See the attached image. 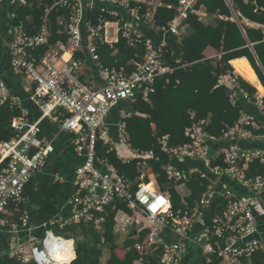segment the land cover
Returning <instances> with one entry per match:
<instances>
[{
  "label": "built area",
  "instance_id": "obj_1",
  "mask_svg": "<svg viewBox=\"0 0 264 264\" xmlns=\"http://www.w3.org/2000/svg\"><path fill=\"white\" fill-rule=\"evenodd\" d=\"M198 1L180 0L174 18L167 25H157L154 14L163 0H59L58 5L68 9L67 17L59 20L67 38L51 44L43 55L35 52L49 43L50 29L44 26L38 33L27 35L24 24L19 23L15 36L6 44L12 68L23 79L28 98L40 115L30 119L22 101L10 93L0 71V108L8 104L20 111L10 121L14 136L0 140V214L7 213L11 204L24 201L26 185L55 152L63 132L73 133L71 145L83 162L75 169L74 192L50 221L31 224L26 212L21 216V223L0 218V227L15 238L9 248L0 249V258L6 255L24 263L70 264L74 257L69 260L60 257L68 249L75 253V239L57 234L49 224L54 222L63 227L95 219L99 225L104 217L95 216V212L105 213L116 201L126 202L133 210L131 214L113 206L114 230L120 240L134 227H148L150 243H164L162 264H193L188 257L193 250H198L209 263L212 260L209 255L218 253L223 259L221 264H240L242 257H250L259 249L264 251V239L258 237L255 215V195L264 193V173L253 178L246 175L252 160L264 163V148L241 145L242 140L258 138L254 115L243 112L238 122L223 132L226 145L221 151H212L209 140L214 138L208 137L198 124L186 130L190 143L168 148L164 138L163 148L172 158L202 161L207 167L189 170L201 174L210 183L201 199L188 209H173L170 193L159 192L152 181L145 182V174L134 188V180L119 174L108 160L96 154L97 141L101 140L114 148L124 162L153 156L152 152L141 153L131 147L123 121L119 123L115 141L107 118L122 100H135L139 96L147 99L155 91L157 78L173 71L165 57L170 37L176 35L181 39L189 15L201 16L200 9L196 8ZM95 8L103 13L96 22L87 17V11ZM256 28L262 29L264 37V24H257ZM121 38L130 47L142 46L145 50L142 56L137 55L131 61L134 66L131 73L124 67L106 65L99 54L100 45L114 48ZM87 58L94 63L100 83L82 78ZM239 76L233 71L221 78L230 85L231 105L237 107L246 101L264 111V96L258 92L252 96L243 89ZM45 120L56 124L58 131L46 133ZM125 149L128 153L123 152ZM221 155L225 165L212 166V160ZM166 170L169 178H187L174 164L167 165ZM226 176L253 196L223 185L222 178ZM220 199L225 202L223 210H219ZM38 230L42 231L41 235H37Z\"/></svg>",
  "mask_w": 264,
  "mask_h": 264
},
{
  "label": "trees",
  "instance_id": "obj_2",
  "mask_svg": "<svg viewBox=\"0 0 264 264\" xmlns=\"http://www.w3.org/2000/svg\"><path fill=\"white\" fill-rule=\"evenodd\" d=\"M58 1L26 0L25 2H18L16 6L14 17L16 27L22 22L27 35L38 33L44 26H47L51 31L49 43L41 46L35 52L37 55H43L51 44L67 38L59 20L63 16L67 17L68 9L59 6ZM179 2L180 0H163V5L159 6L154 14L155 24L167 25L177 13L176 7ZM201 6L206 8L208 14H217L225 18L219 17L214 24H206L198 15L190 14L186 22L191 27V32L183 35L180 41L176 35L170 37L171 43L177 45L171 47L170 44L165 57L167 64L173 68V71L157 78L155 91L150 93L147 99L139 96L135 100H122L113 107L107 118L108 120L112 115L114 120L118 119V122H125L131 147L141 153L152 152L153 156L147 159L134 158L124 162L110 145H105L101 140L97 141L96 144L97 156L100 159L108 160L119 174L134 180V188H137L141 183L139 178L142 174H145L144 180L147 183L152 181L150 175H153V181L157 185L158 191L170 193L172 206L175 210L194 207L206 191L210 180L201 177V174L197 172L189 171L192 169L188 167L193 159L181 161L172 158L171 153L163 148L162 141L164 138H166L168 148L190 143L191 139L186 135V130L188 127L198 124L208 137L214 138L210 139L209 142L220 140L223 132L238 122L242 113L245 112L244 102L241 101L237 107H233L229 98L230 85L227 81H221L222 76L234 71L230 63L231 60L247 57L264 85V37L262 29L250 27L244 21L247 19L251 22L264 24V0H230V3L227 0H199L196 8L200 9ZM232 9L237 13L241 24L232 19L234 17ZM144 11L145 8L142 12ZM87 14V17L90 16L96 22L98 16L103 13L95 8L90 12L87 11ZM243 29L246 35L243 33ZM250 43L253 44L254 51L263 68L259 65L256 54L250 48ZM208 47H213L221 52V56L208 58L204 53ZM144 52L142 46L138 49L130 47L124 38H121L114 48L106 44L99 47V54L106 65L117 68L124 67L127 73H131L134 69L131 61L137 58V55L142 56ZM233 61L238 63L240 60ZM239 82L243 89L252 96L255 95L257 89L254 85L242 76H239ZM31 105L34 107L36 115L39 116L40 112L36 109L37 107L32 102ZM19 114V109L11 108L8 104L0 108V140H7L14 136V132L10 129V121ZM32 114L33 112L30 114V119H34ZM43 127L44 131H47L45 122ZM111 131L113 133L118 131V125ZM60 141L58 142L60 143ZM62 146L60 145L58 149ZM72 151L74 153L73 149ZM74 155H62L61 157H64L68 163L55 165L57 170L55 172L71 178V183L54 181L42 194L38 189L37 174H35L24 190L26 203L25 201L19 203L20 209L9 215L10 221L21 223V216L31 202L40 203L42 211H49L54 215L59 212L63 202L62 197L67 196L64 202L66 203L75 190V169L83 162V159L77 158L76 154ZM185 161H189V163L188 169L184 170L183 165L180 167V163ZM173 163L179 170L186 173V179L169 178L166 166ZM211 165H225L223 155L212 160ZM262 173H264V163L258 159H254L248 164L246 169L248 178H253ZM227 182L228 187L236 189V182L233 180ZM181 184H185L190 190V193L185 197L177 190V186ZM29 199L30 201L27 202ZM113 206L133 213L126 202L116 201L107 207L105 213L95 212V216L104 217V221L100 222L99 225L96 224L95 219L70 223L63 227L54 222L49 224V227L57 234L75 239L76 257L70 264H162L160 258L164 243L151 244L148 227L132 228L128 236L119 242L118 234L114 230L116 211ZM10 208L13 209L14 204H11ZM223 209H225V202L220 199L219 210ZM106 247L109 248L110 253L104 263L103 257ZM68 251L71 250L68 249ZM197 252L198 250H193L189 255L193 264L222 263L223 259L218 253L209 255L212 258L209 263L201 253ZM0 263L36 264L34 261L24 263L6 255L0 258ZM240 264H264V251L259 249L250 257H242Z\"/></svg>",
  "mask_w": 264,
  "mask_h": 264
},
{
  "label": "crops",
  "instance_id": "obj_3",
  "mask_svg": "<svg viewBox=\"0 0 264 264\" xmlns=\"http://www.w3.org/2000/svg\"><path fill=\"white\" fill-rule=\"evenodd\" d=\"M26 0H0V71L2 72L3 76L5 77L7 83H8V89L12 95L18 96V98L22 101L23 106L26 108L28 111V115L30 117V114L33 112L32 116L34 119H36V111L34 107L31 105V101L29 100L28 96L29 93L26 90L25 84L23 79L18 76L15 71L12 68L11 65V56L9 53V48L8 45L6 44L7 41H10L13 39V37L16 34V24H15V9L18 4V2H25ZM201 11V16L200 19L206 23V24H214L216 20L220 18H225L224 16H218L217 14H208L206 11V8L204 6L200 7ZM235 12V11H234ZM237 16V20L233 17L232 19L237 21L239 24H241L237 13L235 12ZM247 25L250 27L256 28V25L259 23L251 22L247 19L244 20ZM152 32V31H151ZM191 32V27L187 24L186 25V32L185 34H188ZM243 33L246 35L245 30L243 29ZM150 34V33H149ZM184 34V35H185ZM183 37V36H182ZM181 37V38H182ZM181 39H178L180 41ZM177 41V43H178ZM171 44V47L174 46L176 47L177 44L171 43V39L169 40V45ZM250 48L252 51L256 54L253 48V44L250 43ZM175 49V48H174ZM205 55L208 58H219L221 56V52L218 50L214 49L213 47H208L205 50ZM67 56V57H66ZM65 57L68 58V55ZM256 57L258 59V56L256 54ZM233 60H240L238 63L233 61ZM230 61L231 65L234 68V71L238 72L240 76H242L245 80H247L249 83L254 85L257 89V92H263L264 93V85L261 83V87L259 88L257 85L252 83L249 80V77L251 74L254 72V69L251 66V63L249 62L247 57H240V58H235ZM259 60V59H258ZM263 68V67H262ZM248 70L247 74H243L241 70ZM264 70V69H263ZM247 75V76H246ZM257 75V74H256ZM82 78L84 80L92 81L94 83H100V77L98 75V72L95 70L94 63L90 59H86V66L83 69V75ZM244 102V107H245V113L252 114L256 117V124L257 126L254 128L255 133L258 135V138L256 139H249V140H242L241 145L245 148H254V147H259V148H264V111L262 109L251 102ZM37 109V108H36ZM38 110V109H37ZM31 111V113H30ZM124 114V113H123ZM46 123V133H51L58 131V126L54 123H52L49 120L43 121ZM119 123L118 119L114 120L112 115H110L109 119L107 120V124L109 127V130L111 132L112 138L117 141L118 140V131H119ZM118 125V131L113 133V128H116ZM45 130V129H44ZM74 137L73 133L71 132H63L60 136V143L57 145V152L55 151L53 155H51L46 163L43 165L42 169L38 171L36 174V179H37V186L38 189H40L41 193H45L49 187V185L54 182V181H60L64 183H71L70 179L67 178L66 176H63V174L59 172H55L56 164H67L68 161L65 160L64 157H61L62 155H74L76 154L75 150L73 149L71 145V139ZM210 146L212 148V151H221L225 147V141L223 139L220 140H211ZM60 145H63L58 149ZM74 150V153L72 151ZM124 153H128L127 149L123 151ZM77 155V154H76ZM75 156V155H74ZM78 158V156H77ZM190 166L188 168H198L200 170H206L207 167L202 161H197V160H192L190 161ZM189 161L181 162L180 167L183 165V169H188ZM174 164V163H173ZM57 176L60 177V179H57ZM150 178L154 180V176L150 175ZM68 179V180H67ZM230 180L229 177H223L222 178V184L227 185V181ZM235 187L237 190H241L244 194L246 195H252L249 190L241 187L238 183H235ZM177 190L182 196H187L190 193V190L186 187L185 184H181L177 186ZM70 194V193H69ZM253 196V195H252ZM256 197V204H255V215L257 217L258 221V226H259V231H258V237L261 239H264V193L262 195H255ZM67 196L64 198L62 197L63 202L61 203V207L64 206V202L66 201ZM25 201V200H24ZM26 203V201H25ZM28 204V203H27ZM28 208H25V212L28 213L29 215V221L31 224H37L41 223L43 221H50L54 214H51L49 211H42V205L40 203H29ZM20 209L19 205H14V208L11 209L10 207L8 208L7 213L0 214V218L6 217L9 218V215L13 214V212L18 211ZM60 209V208H59ZM25 214V213H24ZM23 214V215H24ZM42 231L38 230L37 235H41ZM119 237V235H118ZM14 237L12 234H10L7 231H4L0 227V249H7L9 248L14 241ZM120 240V237L119 239ZM76 257V252L75 256ZM109 257V255L105 254V261ZM189 257V256H188ZM73 258V259H74ZM105 261H103L105 263Z\"/></svg>",
  "mask_w": 264,
  "mask_h": 264
},
{
  "label": "rangeland",
  "instance_id": "obj_4",
  "mask_svg": "<svg viewBox=\"0 0 264 264\" xmlns=\"http://www.w3.org/2000/svg\"><path fill=\"white\" fill-rule=\"evenodd\" d=\"M241 71L243 72V74H247L248 75V73H247L248 70L247 69L246 70H241ZM256 74L253 72L251 74V76L249 77V80L260 88L261 87L260 79H259L258 75H256ZM146 173H148V172H146ZM29 201H30V199L27 200V202H29ZM120 241L121 240H119V242ZM104 252H105V254L109 255V253H110L109 248L106 247L105 250H104ZM103 261H105V256L103 257Z\"/></svg>",
  "mask_w": 264,
  "mask_h": 264
},
{
  "label": "bare ground",
  "instance_id": "obj_5",
  "mask_svg": "<svg viewBox=\"0 0 264 264\" xmlns=\"http://www.w3.org/2000/svg\"><path fill=\"white\" fill-rule=\"evenodd\" d=\"M236 73H238V72H236ZM259 93L264 96V93L263 92H259ZM153 183H154V181L152 180V183L151 184H153ZM74 256L75 255H74L73 251H66L65 255H62L60 258L65 259V260H69V259H71Z\"/></svg>",
  "mask_w": 264,
  "mask_h": 264
},
{
  "label": "water",
  "instance_id": "obj_6",
  "mask_svg": "<svg viewBox=\"0 0 264 264\" xmlns=\"http://www.w3.org/2000/svg\"><path fill=\"white\" fill-rule=\"evenodd\" d=\"M232 11H233V14H234V18H235V20H237V16H236V14H235V12H234V10L232 9ZM258 62H259V65H261V67H263L262 66V64H261V62L258 60ZM264 69V68H263Z\"/></svg>",
  "mask_w": 264,
  "mask_h": 264
}]
</instances>
